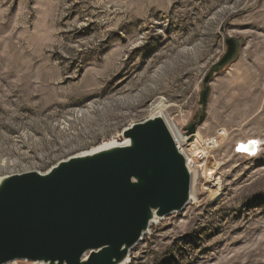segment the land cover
Segmentation results:
<instances>
[{
    "label": "rangeland",
    "instance_id": "rangeland-1",
    "mask_svg": "<svg viewBox=\"0 0 264 264\" xmlns=\"http://www.w3.org/2000/svg\"><path fill=\"white\" fill-rule=\"evenodd\" d=\"M228 37L239 59L188 142ZM157 108L185 136L195 199L128 264H264V0H0V179L122 143ZM250 140L256 156L238 153Z\"/></svg>",
    "mask_w": 264,
    "mask_h": 264
},
{
    "label": "water",
    "instance_id": "water-1",
    "mask_svg": "<svg viewBox=\"0 0 264 264\" xmlns=\"http://www.w3.org/2000/svg\"><path fill=\"white\" fill-rule=\"evenodd\" d=\"M202 82L200 113L183 131L188 142L206 118L211 83L235 63L242 38ZM129 144L69 158L48 172L4 177L0 183V264H120L150 228L189 203L191 176L163 120L149 118L122 133Z\"/></svg>",
    "mask_w": 264,
    "mask_h": 264
},
{
    "label": "bare ground",
    "instance_id": "bare-ground-1",
    "mask_svg": "<svg viewBox=\"0 0 264 264\" xmlns=\"http://www.w3.org/2000/svg\"><path fill=\"white\" fill-rule=\"evenodd\" d=\"M157 113L155 115H153L151 118H156V117H159L163 120V122L165 123L167 129L169 130L171 136L173 137V139L175 140L176 142V146L179 150V152L184 156V158L186 159V166H187V169L190 173V176H191V190H190V200H189V203L190 202H193L194 199H195V195H194V191H193V187L195 185V182H196V179H197V175L196 173L192 170L191 168V165L189 164L188 160H187V156H186V153L181 149L182 148V145L185 143V136L182 135L181 131L179 130V128L171 123L170 121H168V119L166 117H163L161 111L159 108H157ZM187 138V137H186ZM188 140V139H187ZM129 144V141L124 139V141L122 143H111V144H107V145H104L103 147L101 148H97L95 150H92L90 152H87V153H83L81 155H78V156H75V157H72V158H77V157H86V156H91V155H94L96 153H99V152H102V151H106V150H109V149H112V148H115V147H122V146H126ZM240 146H239V151L242 153V154H246L248 156H251V157H254L256 156V154L259 152L260 150V146H259V142L257 141H248L246 143H239ZM238 148V147H237ZM2 179H0V183H1ZM163 218H159L157 217L155 214L153 216V219L151 220L150 222V227L153 225V224H156L158 223L159 221H161ZM147 233H145L146 235ZM131 251V250H130ZM130 251L128 253V256L127 258L121 262L120 264H128L129 262V254H130ZM34 264H44V263H34Z\"/></svg>",
    "mask_w": 264,
    "mask_h": 264
},
{
    "label": "built area",
    "instance_id": "built-area-1",
    "mask_svg": "<svg viewBox=\"0 0 264 264\" xmlns=\"http://www.w3.org/2000/svg\"><path fill=\"white\" fill-rule=\"evenodd\" d=\"M239 146H240V144L238 145V148H237V150H238V153H241V152L239 151Z\"/></svg>",
    "mask_w": 264,
    "mask_h": 264
}]
</instances>
